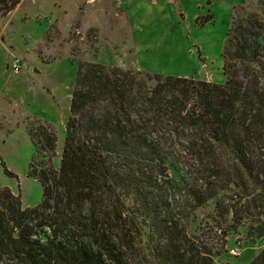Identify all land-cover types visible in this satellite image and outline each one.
I'll return each mask as SVG.
<instances>
[{"label":"trees","instance_id":"16d2710c","mask_svg":"<svg viewBox=\"0 0 264 264\" xmlns=\"http://www.w3.org/2000/svg\"><path fill=\"white\" fill-rule=\"evenodd\" d=\"M19 1L0 0V13ZM256 9L233 10L222 84L77 63L57 170L52 130L27 128L39 204L0 189V264H215L223 231L263 238L264 0ZM183 159L195 184L178 203ZM210 201V236L187 235L189 212ZM248 264H264V246Z\"/></svg>","mask_w":264,"mask_h":264},{"label":"rangeland","instance_id":"374dc122","mask_svg":"<svg viewBox=\"0 0 264 264\" xmlns=\"http://www.w3.org/2000/svg\"><path fill=\"white\" fill-rule=\"evenodd\" d=\"M189 1L166 0L159 6L161 22L149 25L129 14L132 8L120 6L119 0H20L8 13H0V162L12 174L6 176L0 165V189L18 196L22 209L37 206L41 194L37 181L28 176L34 148L27 128L39 124L52 130L50 165L57 170L77 63L223 83L221 51L233 10L256 12L257 0H208L197 6ZM158 25L163 28L154 34L152 27ZM14 62L19 65L16 74L11 72ZM177 162L183 179L176 176L173 188L180 190L175 197L183 203V185L195 184L194 171L188 170L194 165L188 159ZM212 202L189 212L187 235L210 236L217 219ZM246 226L220 234L225 252L215 264H248L264 246V237H246ZM150 241L144 228L142 247L150 249Z\"/></svg>","mask_w":264,"mask_h":264},{"label":"crops","instance_id":"0c3cea01","mask_svg":"<svg viewBox=\"0 0 264 264\" xmlns=\"http://www.w3.org/2000/svg\"><path fill=\"white\" fill-rule=\"evenodd\" d=\"M165 1L166 0H119V3L120 6L122 5L124 8L131 7L132 9L129 11V14L134 15L136 13V15L140 16L141 23L149 25L152 22H156V23L161 22V17L160 15H158V13L160 12L159 6L165 5ZM191 1L192 3L189 1L190 4H194L195 6H197L200 5L201 3H206L208 0H191ZM209 1L210 3L212 2V0ZM179 2L183 4L185 3V0H179ZM148 3L152 7H146ZM132 25L134 28H137V26L134 25V22H132ZM162 28L163 27H161L160 25L153 26L151 31H153L154 34H157V32L160 31Z\"/></svg>","mask_w":264,"mask_h":264},{"label":"built area","instance_id":"2783aa9c","mask_svg":"<svg viewBox=\"0 0 264 264\" xmlns=\"http://www.w3.org/2000/svg\"><path fill=\"white\" fill-rule=\"evenodd\" d=\"M18 69H19V65L17 62H14L11 66V72L13 74H16L18 72ZM232 255H236L234 252H232Z\"/></svg>","mask_w":264,"mask_h":264}]
</instances>
